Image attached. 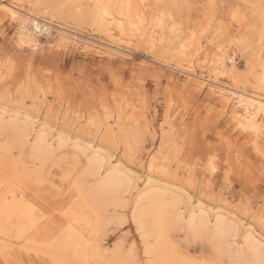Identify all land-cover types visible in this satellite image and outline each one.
<instances>
[{
  "label": "rangeland",
  "instance_id": "obj_1",
  "mask_svg": "<svg viewBox=\"0 0 264 264\" xmlns=\"http://www.w3.org/2000/svg\"><path fill=\"white\" fill-rule=\"evenodd\" d=\"M12 1L27 8L23 0ZM156 2L140 5L147 38L122 33L130 36L117 37L125 49L110 52L109 37L89 24L81 11L77 22L71 16L53 18L67 27L71 40H61L52 29L51 35H38V45L30 48L18 45L17 24L0 10V117L20 123L28 135L11 158H18L22 150L24 165L37 166L29 149L38 131L54 148L42 174L56 185L73 182L92 156L90 146L101 154L105 167L131 177L123 206L107 208L96 237L108 257L115 251L129 264H149L143 238L131 219L136 194L149 183L169 188L168 197L179 196L184 217L174 218L167 232L178 257L194 264H248L252 257L244 231L254 230L264 241V138L254 151L252 138L230 118L236 104L226 107L211 93L210 83L202 88L196 77L181 70L233 84L234 79L214 66L216 54L224 53L233 57L237 84L246 80L245 88L255 92L247 82L249 49L241 38H263L259 7H264V0ZM261 52L264 56V45ZM57 137L63 147H57ZM12 138L14 132L7 127L0 142ZM196 204L207 210L210 226L213 213L234 225L235 236L227 237L228 245L221 251L207 230L193 235L186 227L188 210ZM236 248L250 255L239 257ZM11 253L8 262L0 257V264H50L43 255L16 247Z\"/></svg>",
  "mask_w": 264,
  "mask_h": 264
},
{
  "label": "bare ground",
  "instance_id": "obj_2",
  "mask_svg": "<svg viewBox=\"0 0 264 264\" xmlns=\"http://www.w3.org/2000/svg\"><path fill=\"white\" fill-rule=\"evenodd\" d=\"M23 1L27 4V8L15 6L12 0H0V10L17 24L16 39L21 47H36L38 35H51L52 29L57 31L61 40H71L68 37L71 34L67 32V27L55 23L53 18L62 19L71 16L77 22L81 18L78 11L83 12L85 18L91 21L89 24L100 28L109 37V42H107L110 45L109 52L125 49L119 39L122 33L137 35L142 39L148 33L147 24L142 22L144 20L141 19L142 14H140V5L150 4L148 0ZM249 2L254 4L251 1H248V4ZM259 10L261 19H264L263 4ZM237 25L242 29V23ZM125 39L129 40L130 36ZM241 41H244L249 49V57H247L249 68H247L250 77L247 82L256 90L255 92L245 88L246 80L241 85L237 84L235 80L237 75L233 76L235 72L233 57L224 53L218 52L215 56L216 63L213 62V64L215 63V68L219 69L218 71L222 74L226 73L234 79L233 84L222 83L215 76L216 79L213 80L204 79L189 69L188 71L181 70V72L188 77H196L202 88L210 83L211 93L220 96L226 107L229 102L236 104V108L230 113V118L252 138L255 146L252 145V147L256 151L257 141L264 138V56L261 54L264 36L263 38L259 36L256 40L249 38V41L242 37ZM7 127L13 130L14 138L11 141L0 142V257L2 261L8 262V258L12 255L11 251L16 247L26 254L43 255L50 264H129L120 256L121 254L115 251L108 257L106 249L97 242L96 237L104 221L107 208L123 206V193L132 186L131 177L119 170L114 171L108 166V168L105 167L101 154L95 149H90L92 148L90 146L88 149L91 150L92 156L88 158L83 170L74 177L73 182L66 181V184L62 182L63 184L56 185L49 178V173H47L48 177L42 174L43 166L54 154L52 143L47 141L49 138L46 139L45 134L38 131L32 135L33 141H30L29 156L37 162V166L31 169L25 166L21 159L22 150H19L18 158H11L13 149L17 150L18 146H21V149L22 145L27 142L26 130L20 123L6 122L0 117V135ZM60 140V137L55 140L59 148L63 144ZM147 165V170L150 171L153 165L150 162ZM65 177L69 178L68 175ZM83 178H86L87 182ZM89 181H91L90 184H88ZM158 185L150 186L148 183L143 190L138 191L131 212L132 222L143 238L144 253L149 257V264H194L185 256L178 257L169 242L170 238L168 239L167 232L171 227V221L174 218L179 220L178 218L184 217L178 207L179 196L174 195L176 194L174 191V194H169L168 197L166 190L169 188ZM196 205L195 209L188 210L186 227L192 231L193 235H199L200 232L203 233V230H207L211 240L218 242L216 249L221 251L220 247L227 243V237L235 236L234 225L225 221L221 214L213 213V225L210 226L206 215L207 210L203 206ZM185 206L187 207L186 204ZM254 233V230L246 229L243 235V241L247 245L246 250L250 251L252 257L248 264H264V241L261 235L257 237ZM99 241L102 240L99 239ZM246 250L242 253L240 248L239 257L240 253L246 254Z\"/></svg>",
  "mask_w": 264,
  "mask_h": 264
}]
</instances>
